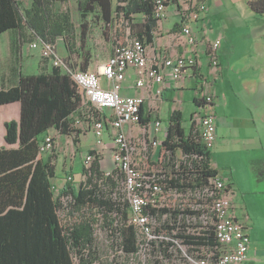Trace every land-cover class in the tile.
Returning a JSON list of instances; mask_svg holds the SVG:
<instances>
[{
  "label": "built area",
  "instance_id": "2783aa9c",
  "mask_svg": "<svg viewBox=\"0 0 264 264\" xmlns=\"http://www.w3.org/2000/svg\"><path fill=\"white\" fill-rule=\"evenodd\" d=\"M171 1L154 0V15L159 22L166 18ZM206 12L205 1L181 12V36L189 51L186 56L152 55L149 46L134 37L130 27L123 38L115 39L112 58L97 71L69 67L57 56L55 45L40 40L31 45L47 58H56V67L68 73L80 90L83 111L75 126L89 124L96 144L83 157L84 180L79 185L87 183L96 163L100 166L102 183L114 182L113 203L120 211L114 210L115 221L107 229L118 237L113 246L118 253H125L119 229L135 232L137 251L125 253L128 264H247L249 259L250 229L238 216L230 180L219 174L215 177L204 175L207 170L199 165L201 157L197 154L165 149L163 143L168 128L164 130L165 139H157L154 134L163 130V124L157 120L153 125H145L144 98L121 94L130 69L138 75L137 88L148 87L151 83L164 84L168 76L178 86L190 72L195 73L200 98L193 119L201 146L212 153L217 143L215 102L204 90L207 77L196 72L200 66L197 26L205 19ZM221 45L222 36L208 39L205 54L211 67H220ZM103 80L108 83L107 87L103 86ZM127 126L141 127L142 137L129 136L125 130ZM108 128L111 129L108 135L111 143L106 144L103 138ZM106 145L111 153L112 168L109 170L101 168V149ZM159 146L162 150L156 160ZM40 149L43 156L53 154L56 139L45 136ZM73 182V174L66 173L61 188L53 184L54 193L59 196L62 189ZM61 201L69 213L74 205L72 197L64 196ZM94 236L101 237L97 222Z\"/></svg>",
  "mask_w": 264,
  "mask_h": 264
},
{
  "label": "trees",
  "instance_id": "16d2710c",
  "mask_svg": "<svg viewBox=\"0 0 264 264\" xmlns=\"http://www.w3.org/2000/svg\"><path fill=\"white\" fill-rule=\"evenodd\" d=\"M61 1L33 0L31 8L25 9L17 0H0V35L12 29L22 34L29 30L32 38L45 44L56 45L57 39L63 38L65 47L71 50L76 27L70 11L62 9ZM76 3L83 19L96 12L109 26L123 19L131 24L134 37L146 45L155 43L159 19L154 15V0H118L116 6L114 0ZM249 7L264 15V0H252ZM136 15H143L141 23L134 22ZM87 32L88 24L83 23L82 47ZM90 65L91 55L87 53L80 70L87 71ZM16 102L21 105L20 120L6 123L5 140L18 147L0 148V264H96L93 242L97 220L75 213L88 206L120 211L94 182L95 176H101L100 166L94 165L93 175L85 185L69 183L56 196L52 179L56 177L57 153L45 157L40 149L52 129L67 136L78 132L75 123L83 111L80 90L68 73L54 67L51 73L23 75L18 86L0 91V106ZM169 123L164 148L199 155V165L207 170L203 174L217 176L218 172L211 168V153L201 146L196 131L186 133L182 113L172 112ZM64 196H71L74 201L65 218L60 214L65 210L61 201ZM119 233L124 252H136L135 232L120 228Z\"/></svg>",
  "mask_w": 264,
  "mask_h": 264
},
{
  "label": "crops",
  "instance_id": "0c3cea01",
  "mask_svg": "<svg viewBox=\"0 0 264 264\" xmlns=\"http://www.w3.org/2000/svg\"><path fill=\"white\" fill-rule=\"evenodd\" d=\"M17 1L21 2L25 9L31 8L33 4V0ZM62 1L71 3L70 0ZM204 1L207 4V12L205 19L197 26L200 66L196 72L207 77L208 83L204 90L213 96L215 102L217 143L211 153V165L219 175L230 180L235 199L244 206L245 216L242 217L249 226L251 239L247 264H264V22L258 20L264 15L260 18L256 16L259 14L250 9L249 2L252 0ZM196 4L193 0H172L169 3L166 18L158 24L155 43L148 45L152 55H189L184 45L185 39L181 36V12L195 7ZM143 19V15H136L134 22L141 23ZM169 21L171 22L168 23ZM219 36H222L219 50L220 67L214 68L210 66L205 50L208 39ZM35 42L39 43V39L32 38V32L29 30L22 34L19 30L12 29L0 35V91L18 86L21 77L28 75L33 65L36 66L38 74L52 72L53 60L52 63L45 61L47 57L40 49L32 48L31 45ZM61 52L65 54L66 47L61 49ZM88 70L94 71L95 68L91 64ZM193 74L195 73L190 72L178 86L168 76L164 84L151 83L148 87L137 88L135 84L138 75L130 69L121 94L144 98L145 125H153L157 120L164 121L161 109L162 104H166L168 124L154 134L157 139H165L164 130L169 127V119L174 111L182 113L183 127L189 134L197 128L193 116L197 113V102L200 98L199 86ZM102 83L103 86H108L105 80ZM187 108L188 114H185ZM20 112L19 102L0 106V148L18 147L7 144L5 126L12 120L19 121ZM75 128L78 131L75 132V140L79 152L82 137L93 132L90 128ZM125 130L131 137H142V129L139 126H127ZM106 135H111L110 128ZM63 144L69 149L75 142L71 138ZM95 144L87 148L84 156ZM58 146L57 137L56 150ZM161 150L159 146L154 159H159ZM101 153V168L111 169V153L107 145L101 149ZM76 158L70 166L73 173Z\"/></svg>",
  "mask_w": 264,
  "mask_h": 264
},
{
  "label": "rangeland",
  "instance_id": "374dc122",
  "mask_svg": "<svg viewBox=\"0 0 264 264\" xmlns=\"http://www.w3.org/2000/svg\"><path fill=\"white\" fill-rule=\"evenodd\" d=\"M204 0H193V3H199ZM68 2V4H66ZM61 1V7L63 10H66L65 8L70 11L73 22L76 27V33H75V45L72 47L71 50H67L66 53L63 54L61 52V49L65 48V41L63 38H58L56 43V54L57 56L62 59L63 61H66L68 65L74 66L76 69H81L82 64L84 62V56H86L87 53L91 55V64L95 68L94 71H97L99 67L104 65V63L108 62L113 55V48L114 44L113 41L116 38H123L125 36V31L127 28H131V24H128L126 20L119 19L118 21H114L112 25H106L102 20L99 18V13L96 12L95 14H90L87 16L86 19H83L77 9V3L73 0L69 1ZM114 4L116 6L117 0L114 1ZM68 5V6H67ZM258 17H262L261 15H256ZM264 22V17L262 19H258ZM138 21V19H137ZM169 21L168 23H170ZM87 23L88 24V32L85 39V45L82 47V24ZM251 22H249L250 24ZM167 24V23H166ZM45 61H48L52 63L50 58L44 59ZM58 64L56 58L53 60V65L56 67ZM30 73L28 75H37V69L36 66H31V69L29 71ZM189 108V107H188ZM186 109L185 114H188V110ZM161 117H164V121L162 119L163 126H167V116H166V104H162L161 109ZM88 123L87 121H85ZM89 128V124H85V126L80 127V129L87 130ZM47 135V134H46ZM49 135L51 137H54L55 139L59 138V146L57 147V158L54 160V163L56 165V177L52 179V183L56 185L57 187L61 188L63 186V178L66 173H72L74 177V182L76 186H79V184L84 180L83 178V157L85 152L87 151V148L89 146H93L95 144V136L93 133H88L85 137H82V146L80 147V151H77V141L75 140L76 136L75 133H73L70 137L67 135H61L54 130L49 132ZM44 135L42 136V138ZM73 139L75 144L72 145L69 149L64 145V141ZM107 144L111 143V140L108 135H105L103 138ZM72 142V141H71ZM77 156V158H76ZM47 157V155H45ZM76 158V168H74V173L72 170H70V166L72 161ZM94 182L98 184L99 188L102 189V191L105 193V196L110 199L112 202L115 199L116 196V189L115 184L113 181L107 182L106 185L102 183V176H96L94 178ZM235 193V192H234ZM58 195L57 193L55 194ZM236 206L238 208V216L241 217V219H244L242 216H245L244 214V206L240 203V201L235 199ZM68 212L61 211V216L66 217ZM75 215H82V216H89V217H96L97 220V226L100 228L101 237L95 238L94 236V247L96 249V264H128L127 255L125 253H118L113 246L117 244L118 237H116L114 234H111L109 232V229L107 227L111 225L115 221V215L116 212H107L106 210L102 211L98 207L94 206H88L80 209L78 212L75 213Z\"/></svg>",
  "mask_w": 264,
  "mask_h": 264
}]
</instances>
